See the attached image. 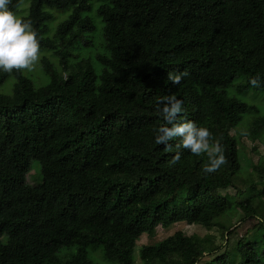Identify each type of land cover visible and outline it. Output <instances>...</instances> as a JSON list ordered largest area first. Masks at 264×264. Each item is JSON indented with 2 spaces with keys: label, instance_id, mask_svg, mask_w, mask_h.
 <instances>
[{
  "label": "trees",
  "instance_id": "16d2710c",
  "mask_svg": "<svg viewBox=\"0 0 264 264\" xmlns=\"http://www.w3.org/2000/svg\"><path fill=\"white\" fill-rule=\"evenodd\" d=\"M96 1L99 34L90 0H29L20 16L37 32L48 81L0 72V85L14 79L11 94L0 91V264H135L138 239L159 225L209 229L239 213L261 219L229 252L200 263L219 247L176 230L141 245L140 261L264 264V162L253 165L263 187L248 179L240 188L230 133L250 112L249 137L258 139L264 115L227 91L240 75L238 88L264 92V0ZM182 71L179 84L168 80ZM165 95L182 101L176 123L207 127L209 142L223 146L226 162L214 172L204 171L206 153L178 147L180 136L155 143Z\"/></svg>",
  "mask_w": 264,
  "mask_h": 264
},
{
  "label": "rangeland",
  "instance_id": "374dc122",
  "mask_svg": "<svg viewBox=\"0 0 264 264\" xmlns=\"http://www.w3.org/2000/svg\"><path fill=\"white\" fill-rule=\"evenodd\" d=\"M99 4L96 0H90L91 10L88 11V14L93 18L96 27L97 34L100 33L101 30V21L100 18L96 14V8ZM29 5V0H21L20 6L15 12L18 16H21L26 13ZM65 15H62V18ZM58 19L56 18V21ZM54 21V22H56ZM97 41L96 38H93ZM85 48L79 50L80 53H85ZM24 74L29 76L35 85H41L48 81V77L43 73L39 60L34 65L31 70L22 69ZM13 78L8 77L1 85L0 91L4 94L12 93V85ZM233 85H230L227 89L229 95L236 97L239 100L245 101L250 105H254L258 109V113L264 115V92L255 90L251 87L247 88H238V85L241 83L240 75H237L233 81ZM254 118L253 114L250 112L244 113L243 116L238 121L237 125L230 131L237 139V147L239 150V156L241 160V166L243 167V171L238 174L240 180L244 178L245 180L242 182H238V186L240 188H245L249 185L248 179H253L256 189H260L263 187L262 181L258 178L257 173L253 170V165L258 164V162H264V130L261 132V135L256 140H251L249 137V123ZM36 163V162H35ZM33 163V165L35 164ZM36 174L35 169H31L27 175V179L29 183H33L35 180ZM226 193H229L232 196H237V191L235 187H229L224 190ZM260 214L264 218V196L261 201ZM243 214H236V216L229 218H221L219 222L221 225L213 226L212 228H206L200 224H189L186 221L176 222L168 227L157 226L155 233L153 236H149L147 234H142L138 239L135 249H134V261L135 264H142L140 258L138 256V250L143 244H151L162 238L167 237L172 234L176 230H182L184 233L197 234L199 236H209L213 243L218 246V250L215 253L207 254L205 253L201 258L200 263H205L206 261L215 258L218 255H221L223 252H229L234 249L237 241L242 236H249L254 226L256 225L258 219L254 216H248L244 219H241ZM227 226L228 228H225ZM63 254H66V249L62 251ZM97 258L103 262L101 257ZM218 264V263H212Z\"/></svg>",
  "mask_w": 264,
  "mask_h": 264
},
{
  "label": "clouds",
  "instance_id": "9594fccd",
  "mask_svg": "<svg viewBox=\"0 0 264 264\" xmlns=\"http://www.w3.org/2000/svg\"><path fill=\"white\" fill-rule=\"evenodd\" d=\"M11 0H0V72L11 73L13 70H31L40 59V43L37 32L30 19L18 16L11 10ZM187 71L169 73L168 80L172 84H179L182 76ZM248 82L253 86L259 83V76L249 77ZM162 103L160 112L164 123L156 129L154 136L156 144L166 142L174 136L182 137L180 145L188 149L192 154L206 153L208 162L203 168L206 173H212L224 164L225 156L223 146L218 140L209 142L212 133L207 127H197L191 120L176 123L177 115L182 113V101L175 95H165L160 98ZM170 125V126H169ZM180 159L177 152L173 155L171 162ZM258 220L261 217H256Z\"/></svg>",
  "mask_w": 264,
  "mask_h": 264
}]
</instances>
